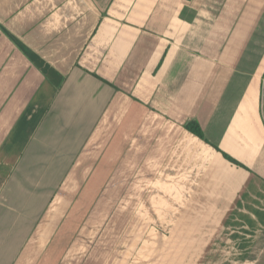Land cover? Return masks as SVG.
<instances>
[{
    "label": "crops",
    "instance_id": "0c3cea01",
    "mask_svg": "<svg viewBox=\"0 0 264 264\" xmlns=\"http://www.w3.org/2000/svg\"><path fill=\"white\" fill-rule=\"evenodd\" d=\"M117 150L136 185L80 248ZM219 255L264 264V0H0V264Z\"/></svg>",
    "mask_w": 264,
    "mask_h": 264
},
{
    "label": "rangeland",
    "instance_id": "374dc122",
    "mask_svg": "<svg viewBox=\"0 0 264 264\" xmlns=\"http://www.w3.org/2000/svg\"><path fill=\"white\" fill-rule=\"evenodd\" d=\"M119 155V150H117L108 166L99 161L97 166H101L103 171H93L88 177L86 176L87 178L81 175L80 191L77 195L78 207L65 212L64 219L67 220L73 215L75 220L74 224L68 225L66 232L78 230L81 237L83 236L80 248L87 249L88 243L95 242V240H87V234L91 233L90 237L94 238L103 232L110 231L111 217L109 218V215L118 212L120 195L136 185L134 177L136 171H119ZM131 166L134 165L131 164ZM110 195L112 197H109ZM101 242L103 244L104 240H100ZM66 246L70 247V244ZM209 257L208 261L202 264H233L232 258L225 255H219L213 259Z\"/></svg>",
    "mask_w": 264,
    "mask_h": 264
},
{
    "label": "trees",
    "instance_id": "16d2710c",
    "mask_svg": "<svg viewBox=\"0 0 264 264\" xmlns=\"http://www.w3.org/2000/svg\"><path fill=\"white\" fill-rule=\"evenodd\" d=\"M185 1H190V0H185ZM186 129L191 132L192 134H194L195 136L199 137L200 139L202 140H205V136L203 134V131L201 129V127L199 126V124L197 122H190L188 125H186ZM225 158L227 160H229L230 162L236 164V165H239V163L233 159H231L230 157H228L227 155H224Z\"/></svg>",
    "mask_w": 264,
    "mask_h": 264
}]
</instances>
